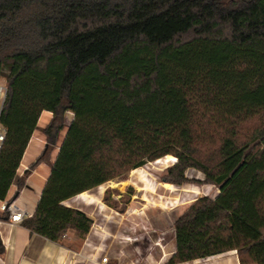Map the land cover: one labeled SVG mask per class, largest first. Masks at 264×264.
<instances>
[{
	"label": "trees",
	"instance_id": "obj_1",
	"mask_svg": "<svg viewBox=\"0 0 264 264\" xmlns=\"http://www.w3.org/2000/svg\"><path fill=\"white\" fill-rule=\"evenodd\" d=\"M1 79L0 201L42 112L52 115L27 169L50 167L21 221L30 233L84 238L92 219L65 201L170 155L160 182L182 186L195 169L218 194L174 220L167 264L231 250L264 264V0H0Z\"/></svg>",
	"mask_w": 264,
	"mask_h": 264
},
{
	"label": "crops",
	"instance_id": "obj_2",
	"mask_svg": "<svg viewBox=\"0 0 264 264\" xmlns=\"http://www.w3.org/2000/svg\"><path fill=\"white\" fill-rule=\"evenodd\" d=\"M51 116L50 112H42L37 130L33 133L23 154L16 178L24 181L22 188L18 189L15 180L7 198L0 201V207L3 202H7L14 208L25 211L27 213L25 218L31 217L34 213L50 174L49 165L44 163L28 173L27 169L45 148L43 135L36 133L42 126L41 119L44 118L43 122L47 124L45 122H48ZM0 133H4L1 127ZM136 190L143 203L137 205L130 202L121 213L100 202L99 196L89 195V191L65 201V206L82 211L90 217L92 225L84 238L69 232L58 243L30 233L21 222L11 223L9 219H2L3 211L0 209V244L3 248L0 253V264H167L176 250L173 224L169 227L163 222L144 220L138 215H131V212L140 210L144 212L146 206H152L147 205L148 198L142 197V188ZM165 190L172 192L171 189ZM132 198H136V195ZM175 200L178 202V198L169 195L164 205H153L161 208L155 212L160 215L176 212L177 218L184 211L179 212L181 203L176 204ZM104 257L107 258L105 263L101 262ZM177 264L241 263L237 252L231 250Z\"/></svg>",
	"mask_w": 264,
	"mask_h": 264
},
{
	"label": "rangeland",
	"instance_id": "obj_3",
	"mask_svg": "<svg viewBox=\"0 0 264 264\" xmlns=\"http://www.w3.org/2000/svg\"><path fill=\"white\" fill-rule=\"evenodd\" d=\"M0 88L5 90V81L3 79L0 80ZM2 99H0V106H1ZM72 120V113L66 112L65 119H64V127L63 130L59 133L58 143L57 146L47 148L46 155L50 160L55 157L57 147L64 136L67 126ZM45 119L42 118L40 125L41 128L36 132L37 134H42V127H46L49 123L44 124ZM47 121V120H46ZM260 121L258 118H254L245 122H242L239 126V136L238 139L240 142L249 140L253 135V131L259 126ZM45 141V148H46V139L43 135ZM44 148V150H45ZM42 151V153L44 152ZM41 153V154H42ZM170 156V155H168ZM174 158V157H173ZM175 159V158H174ZM175 162V161H174ZM174 162H167L165 165L162 164H154L153 162L148 163L140 168H137L131 171L128 175L113 181H109L97 188H94L89 191V195L93 194L95 196H99L100 202L112 207L117 211V213H121V211L127 206L130 202H133L137 205L143 203L140 201L139 194L136 188H142L141 195L143 198H148L149 202L146 206L144 212L142 210L131 212V215H138L140 218L144 220H153L158 223L163 222L168 224L170 227L173 224L174 220L176 219V212L174 213H167L160 215L158 212L160 206H153L155 204H165V201H168L169 195H173L174 197L178 198V202L176 204L181 203L180 211H186L193 202L203 196H207L209 198H214L218 194V188L203 183V175L195 169H189L186 172V177L189 179V182L182 185V186H173L168 183H163L159 181L160 174L167 168L168 166L172 165ZM166 184V185H164ZM171 189L172 192L165 189ZM133 195H136V198H132ZM132 199H134L132 201ZM169 206V205H167ZM157 207V208H152ZM166 211V210H164ZM134 218V217H130Z\"/></svg>",
	"mask_w": 264,
	"mask_h": 264
},
{
	"label": "built area",
	"instance_id": "obj_4",
	"mask_svg": "<svg viewBox=\"0 0 264 264\" xmlns=\"http://www.w3.org/2000/svg\"><path fill=\"white\" fill-rule=\"evenodd\" d=\"M4 97H5V90L0 88V99H2L3 101ZM3 141H4V133H0V149L2 147ZM0 209L1 211H5V210L8 211L9 213L8 219L11 223H20L27 216V213L25 211L16 209L11 204H8L7 202H3ZM106 261H107L106 257L101 259V262L105 263Z\"/></svg>",
	"mask_w": 264,
	"mask_h": 264
},
{
	"label": "bare ground",
	"instance_id": "obj_5",
	"mask_svg": "<svg viewBox=\"0 0 264 264\" xmlns=\"http://www.w3.org/2000/svg\"><path fill=\"white\" fill-rule=\"evenodd\" d=\"M169 161L174 162L175 159H174L172 156H165V157H163V158H160V159H158V160H155V161L153 162V165H154V164H156V165H158V164L165 165V164H166L167 162H169Z\"/></svg>",
	"mask_w": 264,
	"mask_h": 264
}]
</instances>
